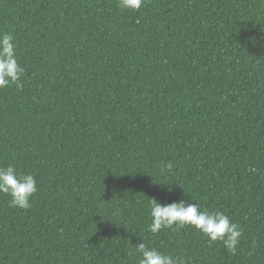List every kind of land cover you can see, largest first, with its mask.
<instances>
[{
  "label": "trees",
  "instance_id": "1",
  "mask_svg": "<svg viewBox=\"0 0 264 264\" xmlns=\"http://www.w3.org/2000/svg\"><path fill=\"white\" fill-rule=\"evenodd\" d=\"M21 86L0 89V264H264V0H0ZM168 165H171L169 168ZM190 200L243 229L148 231V202Z\"/></svg>",
  "mask_w": 264,
  "mask_h": 264
},
{
  "label": "clouds",
  "instance_id": "2",
  "mask_svg": "<svg viewBox=\"0 0 264 264\" xmlns=\"http://www.w3.org/2000/svg\"><path fill=\"white\" fill-rule=\"evenodd\" d=\"M144 4L145 0H118L119 8L133 11H139ZM23 73L24 69L17 59L13 34L0 32V89L11 85L20 87ZM37 192L33 174L19 173L12 165L0 167V193L10 197L11 207L29 209ZM148 207L151 218L148 231L153 235L162 230L176 231L189 226L202 233L209 242H222L232 254L238 250L243 229L223 212L201 210L198 204L184 199L161 204L156 198H150ZM135 253L139 254V264H186L182 257L150 248L143 240L136 244Z\"/></svg>",
  "mask_w": 264,
  "mask_h": 264
}]
</instances>
